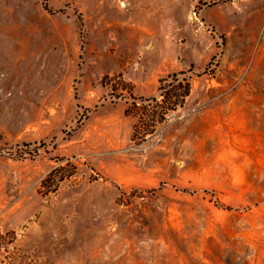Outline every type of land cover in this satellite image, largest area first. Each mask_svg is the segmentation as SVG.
I'll use <instances>...</instances> for the list:
<instances>
[{"label":"rangeland","instance_id":"374dc122","mask_svg":"<svg viewBox=\"0 0 264 264\" xmlns=\"http://www.w3.org/2000/svg\"><path fill=\"white\" fill-rule=\"evenodd\" d=\"M115 1L0 0V264H264V0Z\"/></svg>","mask_w":264,"mask_h":264},{"label":"bare ground","instance_id":"6f19581e","mask_svg":"<svg viewBox=\"0 0 264 264\" xmlns=\"http://www.w3.org/2000/svg\"><path fill=\"white\" fill-rule=\"evenodd\" d=\"M152 1V0H151ZM155 2V1H154ZM151 3V2H150ZM114 4H116V1L115 0H111V6H110V3L108 4L109 5V8L111 9V7L113 8V6H115ZM120 8H121V10L122 11H124L123 9H124V7L126 6V3L125 2H122L121 4H120ZM155 6H156V4H155ZM108 8V7H107ZM161 8V7H160ZM156 9V8H155ZM158 9V8H157ZM163 9V8H162ZM160 10V9H159ZM158 10V11H159ZM156 12V11H155ZM157 13V12H156ZM158 13H160V11L158 12Z\"/></svg>","mask_w":264,"mask_h":264},{"label":"trees","instance_id":"16d2710c","mask_svg":"<svg viewBox=\"0 0 264 264\" xmlns=\"http://www.w3.org/2000/svg\"><path fill=\"white\" fill-rule=\"evenodd\" d=\"M182 95H183V94H182ZM176 103H177V102H176ZM176 103H175V104H176Z\"/></svg>","mask_w":264,"mask_h":264}]
</instances>
